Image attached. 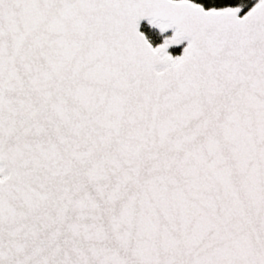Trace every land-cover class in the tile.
<instances>
[{
    "label": "water",
    "instance_id": "95a60500",
    "mask_svg": "<svg viewBox=\"0 0 264 264\" xmlns=\"http://www.w3.org/2000/svg\"><path fill=\"white\" fill-rule=\"evenodd\" d=\"M0 264H264V0H0Z\"/></svg>",
    "mask_w": 264,
    "mask_h": 264
},
{
    "label": "trees",
    "instance_id": "16d2710c",
    "mask_svg": "<svg viewBox=\"0 0 264 264\" xmlns=\"http://www.w3.org/2000/svg\"><path fill=\"white\" fill-rule=\"evenodd\" d=\"M190 1V0H189ZM193 2L197 4H202L207 9H216V10H222L227 8H239L245 11L250 10L253 8L254 5H256L259 0H192ZM143 31L147 35V37L151 40V42L157 46L161 45V43H165L169 38L163 37L161 34H158L157 32L151 30L148 27H143ZM172 53L174 55H180L181 52L179 50H173Z\"/></svg>",
    "mask_w": 264,
    "mask_h": 264
},
{
    "label": "rangeland",
    "instance_id": "374dc122",
    "mask_svg": "<svg viewBox=\"0 0 264 264\" xmlns=\"http://www.w3.org/2000/svg\"><path fill=\"white\" fill-rule=\"evenodd\" d=\"M168 41H169V40H167L166 42H168ZM166 42H165V43H166Z\"/></svg>",
    "mask_w": 264,
    "mask_h": 264
}]
</instances>
